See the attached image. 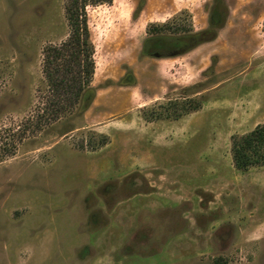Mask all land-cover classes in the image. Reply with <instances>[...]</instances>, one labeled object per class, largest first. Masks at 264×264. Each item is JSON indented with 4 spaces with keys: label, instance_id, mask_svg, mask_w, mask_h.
I'll return each mask as SVG.
<instances>
[{
    "label": "rangeland",
    "instance_id": "374dc122",
    "mask_svg": "<svg viewBox=\"0 0 264 264\" xmlns=\"http://www.w3.org/2000/svg\"><path fill=\"white\" fill-rule=\"evenodd\" d=\"M223 1L217 38L168 58L146 40L208 30L215 0L88 7L95 101L55 121L68 0H0V264H264V165L232 157L264 124V0Z\"/></svg>",
    "mask_w": 264,
    "mask_h": 264
},
{
    "label": "trees",
    "instance_id": "16d2710c",
    "mask_svg": "<svg viewBox=\"0 0 264 264\" xmlns=\"http://www.w3.org/2000/svg\"><path fill=\"white\" fill-rule=\"evenodd\" d=\"M112 2L113 0H68L66 18L70 33L61 44L50 45L44 49L43 73L47 88L52 94V99L48 100L51 107L56 108L55 121L60 120L63 114L73 111L76 106L87 112L94 103L96 92L92 87V80L96 69L95 48L87 9ZM227 13L226 3L215 0L208 30L200 33L188 32L184 36L178 34L179 38L175 40L149 38L144 44L143 53L150 57L168 58L212 42L217 38V30L224 25ZM151 41L158 42L150 51ZM166 42V49L169 51L165 52V56L158 54V50L164 48ZM232 157L235 167L243 172L264 165V124L256 126L246 135L233 138Z\"/></svg>",
    "mask_w": 264,
    "mask_h": 264
},
{
    "label": "crops",
    "instance_id": "0c3cea01",
    "mask_svg": "<svg viewBox=\"0 0 264 264\" xmlns=\"http://www.w3.org/2000/svg\"><path fill=\"white\" fill-rule=\"evenodd\" d=\"M94 101H95V100H94ZM93 104H94V103H93ZM93 104H92V106H93ZM92 106L90 107V109L92 108ZM90 109H89V110H90ZM89 110H88V111H89Z\"/></svg>",
    "mask_w": 264,
    "mask_h": 264
}]
</instances>
